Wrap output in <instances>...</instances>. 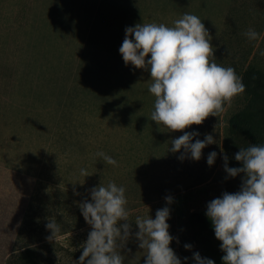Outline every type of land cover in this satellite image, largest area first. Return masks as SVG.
Returning <instances> with one entry per match:
<instances>
[{"label":"rangeland","instance_id":"1","mask_svg":"<svg viewBox=\"0 0 264 264\" xmlns=\"http://www.w3.org/2000/svg\"><path fill=\"white\" fill-rule=\"evenodd\" d=\"M233 1L0 0V264L11 255L14 264H28L17 257L29 247L37 264H78L91 231L79 204L91 202V190L109 182L126 189L130 210L132 236L121 249L124 264L146 259L135 239L136 217L155 219L165 207L170 247L181 264H196L195 253L223 264L207 205L240 190L243 174L229 177L224 156L229 168L241 167L235 155L250 142L247 128L264 139V120L246 113L232 135L230 120L244 107L242 94L223 116L184 130L199 133L193 143L206 134L216 143L202 150L199 161L190 154L181 161L183 149L170 148L184 132H169L151 120L150 72L125 66L119 48L126 28L152 22L172 26L189 13L210 33L218 64L240 77L248 67L264 72V0H238L230 7ZM249 29L259 40L247 38ZM61 121L78 137L75 147L50 148ZM99 152L118 166L104 163ZM212 152L217 156L209 166ZM81 169L90 176H82ZM52 217L61 229L56 241L48 239L46 228Z\"/></svg>","mask_w":264,"mask_h":264},{"label":"clouds","instance_id":"2","mask_svg":"<svg viewBox=\"0 0 264 264\" xmlns=\"http://www.w3.org/2000/svg\"><path fill=\"white\" fill-rule=\"evenodd\" d=\"M245 35L251 41L260 38L253 29ZM211 40L202 20L189 13L173 21L172 26L152 22L125 29L119 53L125 66L150 72L148 91L155 97L151 120L169 132H184L192 125H202L209 117L223 116L234 99L246 90L234 68L216 62ZM198 135L184 132L171 141L170 151L177 153L183 149L181 161L186 154L199 161L202 150L216 141L206 134L203 141L197 139L193 143ZM96 155L104 163L118 166L111 156L103 152ZM216 156V152L208 155L209 166L214 164ZM227 160L224 156V170L229 177L243 174L241 188L213 199L206 211L215 237L221 242L223 264H264V146L241 148L235 155L241 167L229 168ZM81 175L90 176L84 169ZM125 192L115 182L100 183L91 190V202L79 204L91 231L81 245L83 251L78 264H124L121 249L132 236ZM166 201L171 204L172 198L166 197ZM169 218L168 207L157 210L155 219L136 217L135 239L145 251L144 264H181L170 247L173 237L169 233ZM46 228L51 232L49 240L62 238L55 217L48 219ZM190 247L185 245L186 249ZM193 258L196 264H214L199 253Z\"/></svg>","mask_w":264,"mask_h":264},{"label":"trees","instance_id":"3","mask_svg":"<svg viewBox=\"0 0 264 264\" xmlns=\"http://www.w3.org/2000/svg\"><path fill=\"white\" fill-rule=\"evenodd\" d=\"M238 0H234L232 4L238 3ZM234 4V5H235ZM242 82L245 85V92L244 95V107L236 113L230 120V131L232 135L236 130H238V119L245 115L246 113H250L251 115H255L258 118L264 120V72L261 71L259 68L256 67H248L243 73H241ZM60 121V120H59ZM58 127L53 134L52 142L50 148L61 146V145H69L75 147L78 144V137L71 132H68L66 129L65 124H62V121L58 123ZM247 136L250 142H247L246 146L249 147L251 145H260L264 146V139L255 135L250 129L247 128ZM29 214V208L26 211L23 219L22 224L20 227V231L18 232V238L20 237L21 233L23 232V227L27 223V218ZM31 244H28L29 246ZM31 247H29L23 258L17 257V259H24L28 264H37L35 261L34 255L31 254ZM30 253V254H28ZM16 257H12V255L6 260L5 264H14Z\"/></svg>","mask_w":264,"mask_h":264},{"label":"crops","instance_id":"4","mask_svg":"<svg viewBox=\"0 0 264 264\" xmlns=\"http://www.w3.org/2000/svg\"><path fill=\"white\" fill-rule=\"evenodd\" d=\"M58 121H59V120H57V122H58ZM57 122H56V124H57ZM56 124H55V127L57 126ZM55 127H54V129H56ZM0 257H1V256H0ZM0 260H1V259H0ZM0 263H1V261H0Z\"/></svg>","mask_w":264,"mask_h":264}]
</instances>
